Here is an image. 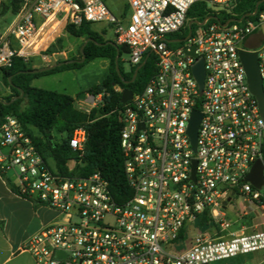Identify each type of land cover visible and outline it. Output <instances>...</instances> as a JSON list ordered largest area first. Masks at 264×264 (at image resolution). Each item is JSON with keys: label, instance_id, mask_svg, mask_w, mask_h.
Masks as SVG:
<instances>
[{"label": "built area", "instance_id": "2783aa9c", "mask_svg": "<svg viewBox=\"0 0 264 264\" xmlns=\"http://www.w3.org/2000/svg\"><path fill=\"white\" fill-rule=\"evenodd\" d=\"M12 1L0 0V20L15 18L0 32V86L15 58H52L47 52L61 31L85 22L110 28L131 66L147 54L156 58L155 75L117 111L130 188L124 202L100 173L81 177L77 162L63 172L45 159L16 117L0 125V172L13 175L19 196L62 218L23 244L37 264H211L264 252V230H232L227 212L243 199L264 218V118L240 58L241 51L257 53L264 89V34L255 35L264 28V7L233 15L226 26L210 16L190 29L188 11L203 0H127V21L104 0H18L17 13L2 15ZM206 1L217 15L232 14L239 0ZM200 60L202 88L194 74ZM101 98L89 96L80 110L98 107ZM194 111L201 114L195 150L188 133ZM86 142L82 128L69 140L79 160ZM257 162L261 189L247 181ZM203 216L206 230L198 223ZM189 225L198 231L191 239Z\"/></svg>", "mask_w": 264, "mask_h": 264}, {"label": "trees", "instance_id": "16d2710c", "mask_svg": "<svg viewBox=\"0 0 264 264\" xmlns=\"http://www.w3.org/2000/svg\"><path fill=\"white\" fill-rule=\"evenodd\" d=\"M263 0H239L232 11L227 14L221 11L219 14H212L214 11L206 0L195 3L188 11V22H203L210 16L225 23L229 19L241 18L252 14L258 4ZM264 3L258 6L261 10ZM20 8L18 0H13L10 6H4L2 15L8 10L17 13ZM195 27V26H193ZM66 31L73 37L92 39L84 48L86 60L84 63H66L78 61L76 59L60 61L64 64L50 70L36 74L29 73L36 70L20 58H15L10 68L1 72L2 84L11 91L10 96L0 98V125L7 116L16 117L24 129L31 135L35 145L45 159H53L58 169L68 172L72 162H77L75 172L81 177L100 173L110 184L114 197L119 202H124L130 196V188L125 176L124 158L121 149L122 123L119 120L117 111L124 106L121 99L124 90H131L134 94L142 91L156 73V58L153 54H147L142 61L144 66L139 70L136 79L132 81L138 66L133 67L129 73L122 71L120 61L122 52L128 54V49L119 48V73L116 69L117 49L110 44L112 40H106L102 34L95 31L93 25L85 22L76 28L67 26ZM53 45L47 53H55ZM83 54L80 52V60ZM96 59L109 60V73L104 82L94 88L90 94L94 97L102 95L98 107L84 112L75 107V98L66 93L52 90L35 88L32 86L34 79L53 75L66 70H74L86 63ZM55 63V64H57ZM54 64V65H55ZM125 82H129L125 84ZM22 95V96H21ZM84 129L87 134L84 157L79 160L78 155L69 146V140L77 129ZM33 130L38 131L39 136ZM61 137L56 142L55 135ZM52 137V142L50 141ZM7 184L17 193L15 184L1 173ZM203 230L209 226L208 219L202 217L198 221ZM1 225V222H0Z\"/></svg>", "mask_w": 264, "mask_h": 264}, {"label": "rangeland", "instance_id": "374dc122", "mask_svg": "<svg viewBox=\"0 0 264 264\" xmlns=\"http://www.w3.org/2000/svg\"><path fill=\"white\" fill-rule=\"evenodd\" d=\"M110 11L118 18L127 21L131 15V10L128 7L127 0H104ZM15 20L14 16L8 14L4 19L0 20V32H3L10 24ZM95 31L99 32L104 36L106 40H114V35L112 30L108 28L105 24H95L93 25ZM264 34V28L259 30L255 35ZM85 43V38H76L71 36L66 29L62 30L60 37L56 42L55 55L51 59H47L50 66L54 65L60 61L67 60H80V49ZM261 47H253V50H259ZM54 54V53H53ZM53 54L47 53V55L52 56ZM130 56L126 52H122L120 65L124 73H129L132 70V66L129 63ZM43 60L40 56H37L30 62V66L34 67L38 63H42ZM109 73V60L107 59H96L90 61L83 65L82 67L74 70H66L53 75L42 76L36 78L32 85L35 88L52 90L60 93H66L72 95L76 98L75 107L80 110L81 106L79 104L87 103L88 95L90 92L96 88L98 85L102 84ZM11 91L2 84L0 86V98L10 96ZM83 107L91 110L93 107L82 105ZM36 135H40L38 131L33 130ZM55 135L56 142L61 141L59 135ZM51 164L53 165L52 161ZM74 164H71V168ZM7 176L15 181L11 173ZM228 210V219L231 223H234L232 230H237L240 228H246L247 232H254L258 230H264V218L259 212L258 208L254 205H250L239 199L234 207H230ZM248 213V216H243V213ZM242 217V218H240ZM56 221H62L61 217L56 218ZM188 237L191 239L193 236L198 234L196 228L192 225L188 227ZM189 244V239L184 243V248ZM259 255L262 256V253ZM211 264H241V259L235 261H221L214 262ZM264 264V263H263Z\"/></svg>", "mask_w": 264, "mask_h": 264}, {"label": "crops", "instance_id": "0c3cea01", "mask_svg": "<svg viewBox=\"0 0 264 264\" xmlns=\"http://www.w3.org/2000/svg\"><path fill=\"white\" fill-rule=\"evenodd\" d=\"M42 60V63H38L33 68L50 67L47 60ZM89 96L92 95H88L87 101ZM11 181L14 183L13 180ZM56 218L55 211L15 193L0 172V264H37L33 256L23 250L22 246L29 238L53 223ZM260 253L262 256L259 255ZM238 259H241V264H263L264 252L243 255L227 261Z\"/></svg>", "mask_w": 264, "mask_h": 264}, {"label": "water", "instance_id": "95a60500", "mask_svg": "<svg viewBox=\"0 0 264 264\" xmlns=\"http://www.w3.org/2000/svg\"><path fill=\"white\" fill-rule=\"evenodd\" d=\"M262 3H264V0L261 1L258 4V6ZM258 6H257V9L255 10L254 14L257 13ZM250 15H253V14H250ZM231 21H234V20H231ZM228 23H225L224 26H226ZM196 24H199V23L195 22V21L189 22V28L191 29L192 25H196ZM189 36H190V34L188 35V37ZM89 42H93V40L87 39L85 41V43L83 44V46L80 49V52L82 54L84 53L85 46ZM171 42H175V41H171ZM110 44L113 45L117 49V52H118L117 58H116V69H117V72L119 73V52L120 51H119L118 46L115 43L110 42ZM191 55H194V50L191 52ZM240 58H241V61L244 65V68H245L249 89H250L251 93L254 95V97L256 98L258 105H259L261 115L264 118V89H263V80H262V77L260 74V69H259V64H258V55H257V53H249V52L241 51L240 52ZM85 60H86V57L83 54L81 60H79V61H68L66 63H73V62L84 63ZM63 64H64L63 62L57 63V64L50 66V67H47V68L32 70L29 73L36 74L39 72H43L46 70L53 69L55 67H60ZM144 64H145V61L140 66H138L131 82H133L136 79L139 70L144 66ZM194 74H195L197 81L200 84V87L202 88L203 84H204V76H205L203 60H200L195 65ZM128 83L129 82H125V84H128ZM133 95H134V93L131 90H128V89L124 90L123 95H122V99H121V104L126 105L129 101L132 100ZM200 120H201V114L197 111H194L193 115H192L191 122H190L189 130H188V133L190 135L194 150L196 149L197 131H198V126H199ZM50 141L52 142V137H50ZM194 171H195V168H194ZM247 181L251 182L257 189L262 188V186H263V171H262L261 162H257L254 165L251 173L247 177Z\"/></svg>", "mask_w": 264, "mask_h": 264}]
</instances>
